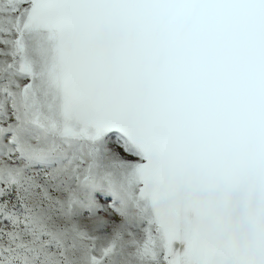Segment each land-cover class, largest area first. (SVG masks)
Returning a JSON list of instances; mask_svg holds the SVG:
<instances>
[{
	"label": "snow or ice",
	"instance_id": "1",
	"mask_svg": "<svg viewBox=\"0 0 264 264\" xmlns=\"http://www.w3.org/2000/svg\"><path fill=\"white\" fill-rule=\"evenodd\" d=\"M0 264H264V0H0Z\"/></svg>",
	"mask_w": 264,
	"mask_h": 264
}]
</instances>
